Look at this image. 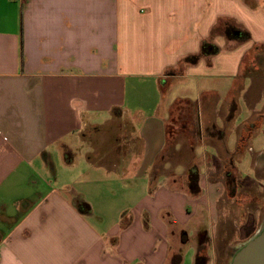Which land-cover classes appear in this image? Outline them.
<instances>
[{
    "label": "crops",
    "instance_id": "crops-1",
    "mask_svg": "<svg viewBox=\"0 0 264 264\" xmlns=\"http://www.w3.org/2000/svg\"><path fill=\"white\" fill-rule=\"evenodd\" d=\"M204 42L220 53L185 64ZM260 50L264 0H0V264H218L220 204L236 186L210 180L223 168L201 173L195 149L181 158L190 138L168 150V128L178 103L207 96L197 145L224 152L241 182L247 153L262 170L250 142L264 88L244 75ZM127 115L139 124H118ZM113 124L110 150L91 151Z\"/></svg>",
    "mask_w": 264,
    "mask_h": 264
},
{
    "label": "rangeland",
    "instance_id": "rangeland-1",
    "mask_svg": "<svg viewBox=\"0 0 264 264\" xmlns=\"http://www.w3.org/2000/svg\"><path fill=\"white\" fill-rule=\"evenodd\" d=\"M233 30H238L236 28H233ZM216 33L218 31H215ZM230 39H235V41H240V39L234 38V36L228 35ZM246 42V41H243ZM259 50V49H258ZM260 54V56H258ZM244 75H250L253 78V83L252 85L254 87H257V89H262L264 88V80L259 81L262 78L264 79V52L260 50V53L258 51L257 56L255 57L252 56L250 59H247L245 62L244 66ZM261 75H263L261 77ZM195 89V88H194ZM264 90V89H263ZM192 91L189 92L188 96H192ZM257 92L256 88H252V91H250L249 94V102H252L253 99L256 97ZM190 98V97H189ZM198 96L193 95L192 98L189 100L194 102V104L191 106L192 110L188 107H185L186 104L184 103H178L177 106H175V109L173 111L172 115V121L171 124L169 125L168 128V145L167 148L170 151H174V146L176 142H182L185 141V139L190 138V141H187V145L185 144L184 147L182 148L183 151H179L178 154L182 155L181 158H186L184 155L187 153L189 154V151L192 149H195V154L200 157L198 159L197 163V168L200 170L202 173L204 171V168L208 165L209 169L210 166H215L216 170L218 168L222 169V176L220 174L215 175L214 171L215 168L213 167L211 171H213L214 175H211L210 180L211 181H216V180H221L223 182V185L227 190H229V186L232 188L231 180L229 175L231 174V166L229 160L227 161V156H225L224 152L220 153V155L223 157V162L217 161L215 157H213L212 151H211V146L209 145H197L196 142V126H193L194 121L196 123H201L204 118L208 116V107H209V98L207 96L203 97L202 100L197 99ZM258 98V97H257ZM224 97H221V99L218 102L217 107L220 105L222 106ZM258 100V99H255ZM137 101L140 102L141 105L147 106L148 101L147 98H137ZM215 102V101H214ZM255 102V101H254ZM191 103V102H190ZM255 103H253L254 105ZM244 106V105H243ZM264 113V99L262 101V104L257 106V112ZM264 115V114H263ZM254 117V114H253ZM107 117L106 116H99L100 120H105ZM215 122H219L218 126L221 128L222 133H227L225 130V127L222 125L223 122H221V119L217 118L216 115H213ZM257 118L256 115L253 118V120ZM124 120H121L118 118V124L121 123V125L125 124L124 122H133L135 124H139L138 122L136 123V118L134 115H127L123 118ZM110 120V119H109ZM208 119H205V122ZM186 126L187 129L186 131L183 130V127ZM112 127V128H111ZM117 127V124L111 125L104 134H95L94 133V140H92V143H90L91 146V151L94 150L95 146L101 141L104 140V144L101 146L102 152L105 150H110L112 143L114 140L117 138V132L119 131L118 129L116 130L115 128ZM111 128V129H110ZM229 134H231L229 132ZM228 138V133L226 134ZM252 139H251V146L254 149L255 153L260 150L261 148H264V124L262 127L259 129L254 130L253 132L251 131ZM93 136V134H92ZM191 143V144H189ZM212 144L214 146H217L218 150L221 152V150H224V143H220V141L215 138L213 140L207 139L206 144ZM194 145V146H193ZM222 148V149H221ZM221 149V150H220ZM191 152V151H190ZM184 155H183V154ZM187 154V155H188ZM205 154H210L207 155V160L205 161ZM254 154L252 153H247V155L244 158V164L242 165V178L245 179V181L241 182V180H237V185H236V190L237 193H235L233 196V199L229 197L228 195L226 196V203L221 202L220 210H228L229 216L228 218L226 217V213H224V216L221 217L219 224L216 228V251H217V260L218 264H229V260L233 254V249L228 247L233 245V248L236 249L239 245L250 239L252 233L254 235L256 232L259 230L261 225H258L259 223V218L264 216V173L262 170H264V166L260 169L262 170H257L254 165L257 163V158H255L254 162ZM261 164H264V159L261 161ZM260 164V165H261ZM129 162L127 163H121L119 170L122 171V169H129ZM180 171V170H179ZM238 173V172H237ZM239 174V173H238ZM116 176V175H113ZM219 177L218 179L216 177ZM47 177V176H46ZM45 178V177H44ZM192 180L194 181V177H191ZM46 179V178H45ZM44 179V180H45ZM84 180V179H81ZM78 181V187H83L84 184H82L81 181ZM238 191H240L238 193ZM254 217V218H253ZM257 217V218H255ZM261 220V219H260ZM261 222V221H260ZM209 232L211 233V229ZM249 236V237H248ZM248 237V238H247Z\"/></svg>",
    "mask_w": 264,
    "mask_h": 264
},
{
    "label": "water",
    "instance_id": "water-1",
    "mask_svg": "<svg viewBox=\"0 0 264 264\" xmlns=\"http://www.w3.org/2000/svg\"><path fill=\"white\" fill-rule=\"evenodd\" d=\"M229 264H264V221L254 236L234 249Z\"/></svg>",
    "mask_w": 264,
    "mask_h": 264
},
{
    "label": "trees",
    "instance_id": "trees-1",
    "mask_svg": "<svg viewBox=\"0 0 264 264\" xmlns=\"http://www.w3.org/2000/svg\"><path fill=\"white\" fill-rule=\"evenodd\" d=\"M226 26V32L228 35L230 36H234V38L236 39H240L241 41H246L250 39L249 34L239 31V30H233V28L230 27V25L224 24ZM239 32V35H236V33ZM220 53V48L216 45L210 44L208 42H204L202 44V48H201V53L197 54V55H193V56H189L185 59L184 63L185 64H189V65H195L199 62L200 58L202 56H214ZM163 89L165 90V86H163ZM184 103V102H181ZM186 104L185 107H188L190 109V111L192 112V107L191 105H189L188 103H184ZM207 262V257L205 256V254H199L197 257V261L196 264H206Z\"/></svg>",
    "mask_w": 264,
    "mask_h": 264
},
{
    "label": "flooded vegetation",
    "instance_id": "flooded-vegetation-1",
    "mask_svg": "<svg viewBox=\"0 0 264 264\" xmlns=\"http://www.w3.org/2000/svg\"><path fill=\"white\" fill-rule=\"evenodd\" d=\"M251 130H252V132H253V131L256 130V129H255V127L252 126V129H251ZM230 177H231V176H230ZM230 180H231V184L233 185V189L235 190V186L237 185V181H236V179L233 178V176L230 178ZM253 218H254V217H253ZM255 218H257V217H255ZM252 236H254V233H252V235H251L250 237H252ZM248 237H249V236H248ZM248 237H247V238H248Z\"/></svg>",
    "mask_w": 264,
    "mask_h": 264
}]
</instances>
